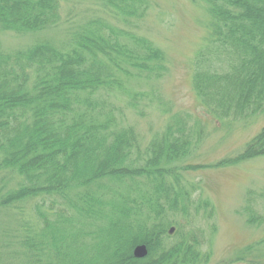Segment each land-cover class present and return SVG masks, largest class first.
<instances>
[{"label": "trees", "instance_id": "16d2710c", "mask_svg": "<svg viewBox=\"0 0 264 264\" xmlns=\"http://www.w3.org/2000/svg\"><path fill=\"white\" fill-rule=\"evenodd\" d=\"M201 1L208 36L193 62V89L218 121L247 123L264 112V0ZM63 2L0 0V28H62L70 21ZM96 8L62 39L43 36L17 50L0 40V264H198L208 252L195 221L202 205L213 206L198 204L182 174L204 167L190 162L204 127L132 87L168 71L165 50L141 34L149 0ZM128 111H158L166 125L147 137ZM261 157L264 126L214 166ZM253 195L249 206L264 199V191ZM246 212L248 224H264L263 213ZM140 244L148 248L142 258L134 255ZM237 253L264 264V238Z\"/></svg>", "mask_w": 264, "mask_h": 264}, {"label": "rangeland", "instance_id": "374dc122", "mask_svg": "<svg viewBox=\"0 0 264 264\" xmlns=\"http://www.w3.org/2000/svg\"><path fill=\"white\" fill-rule=\"evenodd\" d=\"M101 0H64L63 16L70 20L62 28L41 33H16L0 28V40L5 50L23 48L43 36L64 38V30L70 24L86 19V14H99L95 8ZM150 9L145 18L142 35L151 38L165 50L168 71L153 83L131 82L132 87L151 95H160L169 104L172 113L189 112L203 125L199 148L191 163L204 167L182 174L189 185L192 196L209 201L213 211L201 206L195 227L201 228L204 243L201 253L208 252L198 264H259L249 257L237 260V251L244 246L264 238V224L256 227L248 224L246 208H253L264 214V199L254 198L252 192L264 191V157L250 159L230 166H214L220 160L239 153L264 126V112L250 118L247 123L230 125L211 116L201 105L192 86L193 62L206 45L208 36L205 23L208 14L201 0H149ZM92 9H94L92 11ZM202 52V51H201ZM130 123L139 131L151 137L165 127L164 117L153 111L149 117L141 118L128 111ZM170 115V114H169ZM198 124V123H197ZM194 125V123L192 124ZM194 187V190H193ZM197 204V205H198ZM253 204V207H252ZM195 213L194 208L190 210ZM1 222V220H0ZM190 227L188 221L185 222ZM177 238L171 239L175 241Z\"/></svg>", "mask_w": 264, "mask_h": 264}, {"label": "water", "instance_id": "95a60500", "mask_svg": "<svg viewBox=\"0 0 264 264\" xmlns=\"http://www.w3.org/2000/svg\"><path fill=\"white\" fill-rule=\"evenodd\" d=\"M175 228H171L170 232H174ZM148 254V248L145 244L137 245L134 249V255L138 258L145 257Z\"/></svg>", "mask_w": 264, "mask_h": 264}]
</instances>
